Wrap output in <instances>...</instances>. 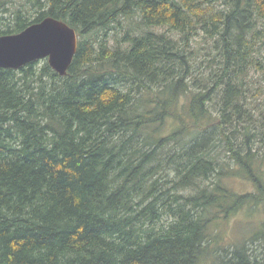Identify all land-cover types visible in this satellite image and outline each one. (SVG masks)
Wrapping results in <instances>:
<instances>
[{
	"label": "trees",
	"instance_id": "16d2710c",
	"mask_svg": "<svg viewBox=\"0 0 264 264\" xmlns=\"http://www.w3.org/2000/svg\"><path fill=\"white\" fill-rule=\"evenodd\" d=\"M48 17L67 74L0 69V264H264V212L223 229L264 203V0H0V36Z\"/></svg>",
	"mask_w": 264,
	"mask_h": 264
},
{
	"label": "water",
	"instance_id": "95a60500",
	"mask_svg": "<svg viewBox=\"0 0 264 264\" xmlns=\"http://www.w3.org/2000/svg\"><path fill=\"white\" fill-rule=\"evenodd\" d=\"M76 31L55 18H44L18 34L0 36V69L18 70L47 60L60 77L67 74L77 52Z\"/></svg>",
	"mask_w": 264,
	"mask_h": 264
},
{
	"label": "rangeland",
	"instance_id": "374dc122",
	"mask_svg": "<svg viewBox=\"0 0 264 264\" xmlns=\"http://www.w3.org/2000/svg\"><path fill=\"white\" fill-rule=\"evenodd\" d=\"M37 67H42L47 60L37 61ZM228 185L238 193L254 192L253 186L248 182L229 181ZM252 213L245 212V209L237 213L226 224H224V232L227 233L228 239L232 242H238L244 234L249 233L257 227L263 220L264 203L261 207L250 210Z\"/></svg>",
	"mask_w": 264,
	"mask_h": 264
}]
</instances>
